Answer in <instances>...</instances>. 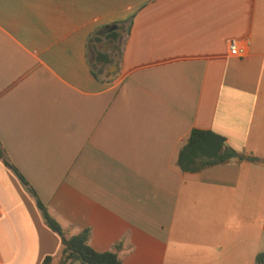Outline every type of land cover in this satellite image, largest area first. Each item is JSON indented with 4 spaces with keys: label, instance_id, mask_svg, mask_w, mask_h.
Instances as JSON below:
<instances>
[{
    "label": "crops",
    "instance_id": "0c3cea01",
    "mask_svg": "<svg viewBox=\"0 0 264 264\" xmlns=\"http://www.w3.org/2000/svg\"><path fill=\"white\" fill-rule=\"evenodd\" d=\"M232 40L245 56L230 55ZM92 45L114 63L96 65ZM193 129L261 161L184 172ZM0 141L67 235L89 231L96 252L119 245L123 264L255 261L264 0H0ZM62 248L0 160V264H59Z\"/></svg>",
    "mask_w": 264,
    "mask_h": 264
},
{
    "label": "trees",
    "instance_id": "16d2710c",
    "mask_svg": "<svg viewBox=\"0 0 264 264\" xmlns=\"http://www.w3.org/2000/svg\"><path fill=\"white\" fill-rule=\"evenodd\" d=\"M119 36L118 31H113L107 37L117 41ZM92 39L94 43L101 41V38L96 36ZM92 48L96 51L94 45H92ZM109 63L113 64L114 62L106 55L96 51V65L101 64L105 66ZM0 160L16 174L24 188L35 199L47 226L60 236L63 248L59 264H74L78 261L81 264H123L117 252L120 248L119 245L115 246V251L99 253L94 251L89 245V231H81L73 236L67 235L62 226L49 214L46 206L41 202L33 187L13 165L1 141ZM244 160L252 163L261 161L257 157L251 155L245 156L227 147L224 137L213 131L193 129L179 151L177 166L184 172L198 173L209 168L228 164L232 161L239 162ZM51 261L52 258L47 257L44 264H51ZM255 263L264 264V252L256 255Z\"/></svg>",
    "mask_w": 264,
    "mask_h": 264
},
{
    "label": "rangeland",
    "instance_id": "374dc122",
    "mask_svg": "<svg viewBox=\"0 0 264 264\" xmlns=\"http://www.w3.org/2000/svg\"><path fill=\"white\" fill-rule=\"evenodd\" d=\"M117 51H115V56L116 57V60L118 59V53H119V49L117 48L116 49ZM115 70V68H112L111 71L113 72ZM107 71H108V68H107ZM259 210H258V216H262L264 213H263V210H261L263 208V206H259ZM261 222H259V226H260ZM259 253H262L264 252V236L260 234V231H259ZM74 264H81L79 261L78 262H75ZM246 264H256L254 260H251V258L248 260V262Z\"/></svg>",
    "mask_w": 264,
    "mask_h": 264
},
{
    "label": "built area",
    "instance_id": "2783aa9c",
    "mask_svg": "<svg viewBox=\"0 0 264 264\" xmlns=\"http://www.w3.org/2000/svg\"><path fill=\"white\" fill-rule=\"evenodd\" d=\"M229 52L230 55L235 57H243L246 55L245 49L239 47L236 41L232 40L229 43Z\"/></svg>",
    "mask_w": 264,
    "mask_h": 264
},
{
    "label": "water",
    "instance_id": "95a60500",
    "mask_svg": "<svg viewBox=\"0 0 264 264\" xmlns=\"http://www.w3.org/2000/svg\"><path fill=\"white\" fill-rule=\"evenodd\" d=\"M116 28H117V26H113V27H110L108 30H109V32H110V31L115 30Z\"/></svg>",
    "mask_w": 264,
    "mask_h": 264
}]
</instances>
